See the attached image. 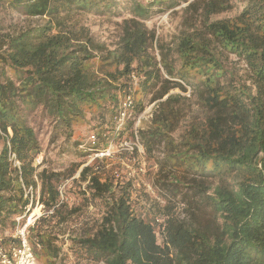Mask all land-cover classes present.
Segmentation results:
<instances>
[{
  "label": "trees",
  "instance_id": "16d2710c",
  "mask_svg": "<svg viewBox=\"0 0 264 264\" xmlns=\"http://www.w3.org/2000/svg\"><path fill=\"white\" fill-rule=\"evenodd\" d=\"M8 1L50 20L0 34V229L33 210L30 186L47 210L55 206L56 214L66 205H57L60 174L35 164L43 146L26 107L40 108L52 135L64 134L68 142L74 123H87L94 113L90 117L101 130H110L113 119L105 116H117L119 92L134 84V73L139 90L157 89L153 101L161 99L152 125L140 131L147 153L165 142L159 193L174 191L175 199L179 185L185 186L180 199L192 220L169 216L159 244L155 222L133 212L130 186L116 190L92 165L84 166L81 176L89 184L83 193L104 198L106 209L93 232L73 239L81 259L89 264H264V0H247L235 18L219 20L210 17L228 8L227 0H193L184 23L195 13L200 25L188 24L170 41H159L146 25L155 0H127L133 16L123 20L114 48L64 19L75 12L104 14L125 0ZM230 54L245 62V74L228 63ZM177 87L191 88L198 105L179 138L172 133L185 106L181 94L170 93ZM36 235L46 252L59 256L56 236Z\"/></svg>",
  "mask_w": 264,
  "mask_h": 264
},
{
  "label": "rangeland",
  "instance_id": "374dc122",
  "mask_svg": "<svg viewBox=\"0 0 264 264\" xmlns=\"http://www.w3.org/2000/svg\"><path fill=\"white\" fill-rule=\"evenodd\" d=\"M173 1H176V4L171 6L169 0H155L153 16L145 20L146 25L155 31L156 39L158 37L159 41H170L174 35L190 23L200 25V18L195 13L192 18L184 23V17L191 14V10L186 12V7L193 0ZM141 2L148 4L154 2V0H141ZM227 2L228 8L213 14L210 20L233 19L240 14L247 4V0H227ZM117 3L115 6L118 7L117 9L113 8L110 12L104 14L99 12H75L70 17L65 18L64 23L71 27L72 24L86 27L91 36L93 35L98 41L114 48L122 34L121 25L123 20L133 16L132 10L127 7L129 6V1L125 0ZM49 20L48 16H31L25 13L23 8L10 4L8 0H0L1 35L18 32L29 24L38 23L44 25ZM158 50V42L156 41L153 49L156 56ZM228 63L230 65L236 64L238 71L242 74L247 71L245 70V62L235 55L230 54ZM138 78L137 76L136 80L133 79L134 84H131L130 81V86L119 92L120 102L127 93L133 95L135 102L134 115L125 121L126 124L120 134H115L116 116L111 118L109 113H107L105 118L108 120L113 119L114 125L111 120L110 124L108 123V125H111L108 126L110 130L107 128L101 130L99 121H95V115H98V113H94V115L88 116L89 121L87 123L83 120L74 123L76 125L72 133L73 136H70V142H68L64 134L58 137L52 135L50 119H45L42 116L40 108L30 107L31 105L26 107L28 120L36 127L43 146V151L37 156L35 164L41 165L40 169H52L60 174L55 183L57 188L62 186L63 204H66L60 212L50 216L46 221L37 220L34 226L30 228L29 237L34 253H36L37 264H89L87 259H81V252L76 248L78 245L73 242V239L80 237L85 231L93 232L95 229H91L102 221V216L105 214L106 209L104 198L97 197V199H94L89 193H83L89 183L87 181L88 177L82 178L81 169L84 166H88L85 164L90 161V157L88 155L89 152L84 151L80 144L87 140V136L92 131L97 132L100 139L99 147H105L113 140L119 141L125 138H134L137 130L141 150H137L134 153L116 151L112 154V157L102 160L98 159L96 162L92 161L89 163L92 164L94 171L100 172L103 180L108 178L113 181L116 190H121L123 186H127V188L130 186L129 202H131V207L135 214L154 222L155 216L163 217L166 222L171 215L181 219L192 220L187 210L188 206L180 199V196L183 195L182 192L187 190L185 186L179 185L180 188L175 197L176 201L173 199L174 191L167 193V195H164L163 192L159 193L160 189L156 180L164 177L159 173L161 166L159 161L164 157L165 142H159L151 153H147L142 138H140V131L149 129L152 125V118L158 109V101L161 99L153 101V95L157 89H153V91L139 90ZM122 81L124 83L128 82L127 76ZM187 88V91H183L177 87L170 92L171 94H181L183 97L180 101L181 104L183 103V107L185 106V111H182L179 119L180 125L172 133V136L176 138L181 137L180 135L187 125L188 119L193 113H197L198 109V105L195 104V98L191 95L192 89ZM90 116H95V119ZM2 147L3 143L0 142V151ZM75 165L79 166L75 167ZM96 165H98L97 169H95ZM39 186L40 182H38V190ZM120 194V191L115 196L107 194V200L112 201L113 198ZM33 199H35V209L33 208L29 213L26 212L13 217L6 226L0 229V235H4L3 238L7 242L11 239L10 233L14 232L18 226L19 221L17 219L20 217L21 223H26L33 211L39 207L41 208V203L38 200L39 191L36 193V189L33 195L30 194L31 202ZM44 208L47 210L45 205ZM204 217H202L203 219L200 218L201 221L204 220ZM46 232L56 236V244L60 247L59 256L50 255L42 248L40 242V245L37 244L39 239L36 234L45 235ZM163 236V231H159L157 234L159 244L163 242Z\"/></svg>",
  "mask_w": 264,
  "mask_h": 264
},
{
  "label": "built area",
  "instance_id": "2783aa9c",
  "mask_svg": "<svg viewBox=\"0 0 264 264\" xmlns=\"http://www.w3.org/2000/svg\"><path fill=\"white\" fill-rule=\"evenodd\" d=\"M153 1V0H152ZM132 78L134 80L137 79L136 74L131 73ZM135 102L133 99V95L131 93H127L120 102V109L116 116L117 125L115 127V134H120L126 124V120L134 115V106ZM139 118V117H138ZM87 140L82 142L80 146L84 151L89 152L90 161H88L85 165L90 162H96L98 159L102 160L104 158L112 157V154L116 151L121 152H129L134 153L137 150H141L140 139L136 135L132 139H121L119 141H111L109 145L105 147H98L97 145L100 143V139L97 135V132H90V134L86 138ZM115 147V148H114ZM11 158L14 159V155H11ZM15 165H20V161L16 160ZM98 168L96 165L95 169ZM117 174H119L117 172ZM89 182V178L87 180ZM59 201L57 205L63 203L64 195L62 186L59 187ZM34 189L30 186L27 190V194L33 195ZM55 214V206L51 207L49 210L44 208V205L41 204L40 212L35 214L34 217H28L26 223H21L20 217L17 219L19 221L18 226L15 231L10 233V241L7 242L5 240L4 235H0V264H37L36 262V253H34L33 246L30 241V228L34 226V224L41 217L50 218ZM155 224L157 226L156 233L159 231H164L165 229V219L161 216H155ZM37 244L40 245L39 241Z\"/></svg>",
  "mask_w": 264,
  "mask_h": 264
},
{
  "label": "bare ground",
  "instance_id": "6f19581e",
  "mask_svg": "<svg viewBox=\"0 0 264 264\" xmlns=\"http://www.w3.org/2000/svg\"><path fill=\"white\" fill-rule=\"evenodd\" d=\"M39 212H40V207L33 211L31 217H34V215L37 214V213H39Z\"/></svg>",
  "mask_w": 264,
  "mask_h": 264
}]
</instances>
